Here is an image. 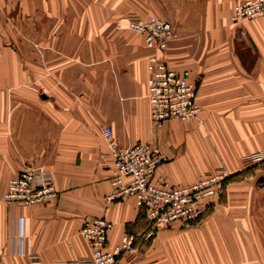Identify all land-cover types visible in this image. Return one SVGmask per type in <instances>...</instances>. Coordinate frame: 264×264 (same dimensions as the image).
Here are the masks:
<instances>
[{
    "label": "crops",
    "instance_id": "crops-1",
    "mask_svg": "<svg viewBox=\"0 0 264 264\" xmlns=\"http://www.w3.org/2000/svg\"><path fill=\"white\" fill-rule=\"evenodd\" d=\"M231 13V0H0V264L88 258L80 229L90 218L111 223L109 250L126 233L138 237L139 254L119 264H264V161H248L264 152V17L234 26ZM149 16L173 27L158 57L190 74L200 108L190 122L156 128L150 119V51L127 28ZM104 126L119 147L147 144L165 156L155 184L189 186L226 170L230 203L172 225L183 229L144 251L135 198L105 202ZM26 165L49 173L54 200L2 202Z\"/></svg>",
    "mask_w": 264,
    "mask_h": 264
},
{
    "label": "built area",
    "instance_id": "built-area-1",
    "mask_svg": "<svg viewBox=\"0 0 264 264\" xmlns=\"http://www.w3.org/2000/svg\"><path fill=\"white\" fill-rule=\"evenodd\" d=\"M231 3V25L264 17V0H231ZM127 28L142 35L145 47L150 51L147 57L149 77L146 99L154 126L160 128L172 119L182 123L196 119L200 108L195 102V86L189 72H176L158 57L160 52L166 51L173 37L172 25L156 16H149L129 20ZM101 134L108 144L112 160L109 168L112 192L105 196V202L113 203L133 196L147 223L142 236L145 242L168 226L178 224L188 227L197 223L207 208L214 204L223 182L229 176L226 170L220 169L189 186L155 184V171L165 161L161 152L147 144L119 147L109 126L102 127ZM251 158L253 162L264 161V152ZM55 198L56 191L49 173L40 167L26 165L8 181L2 202L31 207ZM111 228V223L103 218L87 219L80 229V236L89 246L90 256L67 264H119L122 258L137 256L139 239L131 233L124 234L112 250L107 249ZM32 262L37 264L35 259Z\"/></svg>",
    "mask_w": 264,
    "mask_h": 264
},
{
    "label": "rangeland",
    "instance_id": "rangeland-1",
    "mask_svg": "<svg viewBox=\"0 0 264 264\" xmlns=\"http://www.w3.org/2000/svg\"><path fill=\"white\" fill-rule=\"evenodd\" d=\"M249 162H253L252 161V158L250 157L249 158V160H248ZM261 162H263V161H261ZM256 163H259V162H256ZM230 182H229V176H228V178L226 179V181L225 182H223V184H222V186H221V188H220V190H219V193H218V196H217V198H216V200H215V202H214V204H212V205H210L208 208H207V210L208 211H211L212 209H214V208H216V207H221V206H223V205H226V203H230V202H228V201H226V197H227V194H226V192H227V187H228V184H229ZM226 208H229L230 206H225ZM207 211V212H208ZM205 215L206 214H204V216L197 222V223H199L204 217H205ZM197 223H195V224H197ZM194 224V225H195ZM175 225V224H174ZM192 226V225H191ZM173 228H176L175 230L177 231V232H179V231H181L183 228H181V227H177V226H168V227H166V228H163V229H161L156 235L157 236H159V238H158V240H161V241H163L164 243H165V241H166V239H167V237H166V233L167 232H169V231H171ZM154 236L151 240H149L148 242H146V249L144 250V251H146L149 247H150V243H152V241L154 240V239H156V237L157 236ZM165 246V245H164ZM143 251V252H144ZM162 251L163 252H166V249L164 248V249H162Z\"/></svg>",
    "mask_w": 264,
    "mask_h": 264
}]
</instances>
